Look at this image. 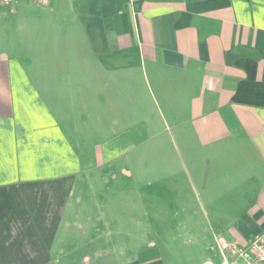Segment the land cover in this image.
I'll return each mask as SVG.
<instances>
[{"label": "crops", "instance_id": "0c3cea01", "mask_svg": "<svg viewBox=\"0 0 264 264\" xmlns=\"http://www.w3.org/2000/svg\"><path fill=\"white\" fill-rule=\"evenodd\" d=\"M48 4L0 2V264H72L89 259L92 245L103 262L115 264H213L199 251L186 261L164 259L154 241L108 249L105 202L97 201L106 179L85 174L124 147L105 144L108 62L90 54L78 66L84 77L77 79L68 58L59 64L52 16L38 10ZM97 9L110 11L115 27L127 22L115 28L114 48L104 50L105 57L115 56L109 63L115 80L134 67L123 62L134 52L170 118L165 129L172 142L177 139L191 165L210 161L211 193L245 202L227 230L231 239L216 241L241 245L259 234L264 0H92L89 12ZM114 107L117 118L116 95ZM148 131L155 133L153 126L132 129V147ZM90 134L96 136L93 146ZM196 178L204 191L206 183ZM127 246L136 252L122 258ZM115 252L121 256L113 258Z\"/></svg>", "mask_w": 264, "mask_h": 264}, {"label": "rangeland", "instance_id": "374dc122", "mask_svg": "<svg viewBox=\"0 0 264 264\" xmlns=\"http://www.w3.org/2000/svg\"><path fill=\"white\" fill-rule=\"evenodd\" d=\"M91 2L49 0L47 6L41 5L38 10L52 16V28L49 29L53 30V42H59L57 62L61 64L68 58V62L74 64L76 79L84 77L85 72L78 66L90 54L92 58L101 56L108 62L105 144L117 141L124 143V147L112 151L111 154L117 155L110 157L106 164L90 165L89 172H85L87 176L106 179L98 195L103 198H97V201L105 202L107 247L110 249L109 245H112L117 251L119 247L113 246L114 243L154 241L155 250L164 259L178 257L186 261L199 251L213 264H221L223 257L216 238L231 239L227 230L245 202L226 193H211V183L206 181L207 176L208 179L213 177L210 161H197L196 165H191L177 139V144L172 142L165 129L167 122L171 124L170 118L163 103L151 93L140 67L136 66L134 52H129L123 60L134 67L127 68L125 75L115 80L114 70L109 69L112 67L109 63L114 65L116 61H113L115 56L105 57L104 50L109 52L114 48L111 37L115 28H125L127 22L115 27L110 11L89 12ZM115 95L120 104L117 118L114 117ZM143 126H153L155 133L141 134L142 141L132 147L130 132ZM95 137L92 134L86 137L91 146ZM92 151H89L90 155ZM196 177L206 183L204 191ZM95 248L98 247L92 245L89 259L75 260L72 264H115L103 262L93 251ZM122 248V258L134 256L136 252L129 246ZM119 256L115 252L113 258Z\"/></svg>", "mask_w": 264, "mask_h": 264}, {"label": "built area", "instance_id": "2783aa9c", "mask_svg": "<svg viewBox=\"0 0 264 264\" xmlns=\"http://www.w3.org/2000/svg\"><path fill=\"white\" fill-rule=\"evenodd\" d=\"M14 0H0L11 3ZM222 254L221 264H264V229L239 245L234 241H216Z\"/></svg>", "mask_w": 264, "mask_h": 264}]
</instances>
